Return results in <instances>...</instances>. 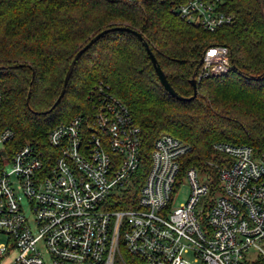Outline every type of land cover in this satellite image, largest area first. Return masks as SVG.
<instances>
[{
  "label": "built area",
  "instance_id": "obj_1",
  "mask_svg": "<svg viewBox=\"0 0 264 264\" xmlns=\"http://www.w3.org/2000/svg\"><path fill=\"white\" fill-rule=\"evenodd\" d=\"M222 1L188 0L179 12L214 31L233 21ZM199 63L196 82L232 66L224 45ZM11 139L0 130V264H191L190 253L199 264H264V147L215 142V183L185 166V141L161 133L136 198L114 208L142 161L140 128L121 99L100 89L90 112L51 128L46 147ZM182 179L189 193L173 207Z\"/></svg>",
  "mask_w": 264,
  "mask_h": 264
},
{
  "label": "trees",
  "instance_id": "obj_2",
  "mask_svg": "<svg viewBox=\"0 0 264 264\" xmlns=\"http://www.w3.org/2000/svg\"><path fill=\"white\" fill-rule=\"evenodd\" d=\"M188 0H0V130L12 132L10 146L46 147L54 126L90 112L100 89L121 99L140 128L141 163L130 191L136 198L153 141L168 133L191 148L185 166L212 174L222 156L215 142L264 147V0H223L233 16L214 31L181 16ZM126 27L141 33L172 88L193 94L190 78L202 52L212 45L229 51L231 69L197 82L191 99L169 95L136 35L113 30L75 63L64 95L58 97L76 51L96 33ZM28 97V99H27ZM27 99V101H26ZM212 162V165H210Z\"/></svg>",
  "mask_w": 264,
  "mask_h": 264
},
{
  "label": "water",
  "instance_id": "obj_3",
  "mask_svg": "<svg viewBox=\"0 0 264 264\" xmlns=\"http://www.w3.org/2000/svg\"><path fill=\"white\" fill-rule=\"evenodd\" d=\"M113 30H126V31H129L131 33H133L134 35H136L138 37V39L142 42L149 58H150V61L152 63V66L154 68V71H155V74L159 80V83L161 84V86L163 87V89L169 94L171 95L172 97H175L177 99H191L193 98L196 93H197V88H196V85H197V82L195 80V73L196 71L193 73V75L191 76L190 78V84L192 86V89H193V94L191 97H188V98H185V97H182L180 96L173 88L172 86L170 85V83L168 82L164 72L162 71L161 67L159 66L155 56L153 55V53L151 52V50L149 49V46L147 45V43L143 40L142 38V35L141 33L135 31V30H132V29H129V28H126V27H112V28H107V29H104L98 33H96L93 37H91L89 39V41L83 45L79 50L76 51L75 55L73 56L72 60L70 61L69 65H68V68H67V71L65 73V76H64V79H63V84H62V87H61V91L58 95V97L56 98V100L54 101V103L52 104V106L50 107L49 110H51L53 107H55V105L60 101V99L62 98V96L64 95V92H65V88H66V85L68 83V80H69V77L71 75V72L73 70V67L75 65V63L77 62V60L80 58V56L92 45L94 44L98 39H100L103 35H105L106 33L110 32V31H113ZM200 64V63H199ZM198 64V65H199ZM28 99V97H27ZM26 99V101H27Z\"/></svg>",
  "mask_w": 264,
  "mask_h": 264
},
{
  "label": "rangeland",
  "instance_id": "obj_4",
  "mask_svg": "<svg viewBox=\"0 0 264 264\" xmlns=\"http://www.w3.org/2000/svg\"><path fill=\"white\" fill-rule=\"evenodd\" d=\"M200 182L202 179L199 177ZM189 193V187L185 179H182V184L179 187H175L171 193V203L173 207L179 206L181 203L185 202ZM186 258L191 261V264H199L194 260V256L190 253L186 255Z\"/></svg>",
  "mask_w": 264,
  "mask_h": 264
}]
</instances>
